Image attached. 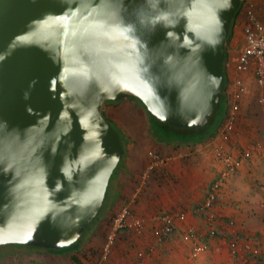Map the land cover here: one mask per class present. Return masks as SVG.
Returning a JSON list of instances; mask_svg holds the SVG:
<instances>
[{
    "label": "water",
    "instance_id": "water-1",
    "mask_svg": "<svg viewBox=\"0 0 264 264\" xmlns=\"http://www.w3.org/2000/svg\"><path fill=\"white\" fill-rule=\"evenodd\" d=\"M241 1L0 0V245L83 234L122 154L107 100L207 122Z\"/></svg>",
    "mask_w": 264,
    "mask_h": 264
},
{
    "label": "crops",
    "instance_id": "crops-1",
    "mask_svg": "<svg viewBox=\"0 0 264 264\" xmlns=\"http://www.w3.org/2000/svg\"><path fill=\"white\" fill-rule=\"evenodd\" d=\"M241 17L238 14L233 22L229 42L226 46L224 61L227 75L226 93L229 90L233 76V65L226 66V64L228 62L231 63L244 42ZM239 44L240 48L233 56L231 54L232 49H229L228 45L233 48ZM246 80L248 81V92L243 95L240 101V110L237 115V131L226 136H220L217 133L213 141L221 144L236 157H241V152L245 149H249L251 152L249 156L241 160L236 172L222 185L219 196L213 206L216 218L214 217L215 222L211 227L206 224V219L209 215L208 210H201L200 208L212 183L217 179L222 165L215 158V150L208 146L207 142L210 140L193 146L160 145L159 149L157 148L168 160L167 174H169L170 180L166 178V182L171 187V192L174 194L173 197H151L149 194L144 196L145 193L143 192H141L143 196L127 197V185L125 183H129L131 177L121 171L116 183L114 186L111 185L109 189V196L105 200L104 212L110 211L117 199L122 204L129 206L135 217L145 221L159 214L183 211L186 213L185 220L180 221L177 218L173 220L175 233L180 235L185 229H194L198 243L208 244L213 250L209 251L211 253L217 251L216 245L218 242L222 243L219 234L224 228L228 230L227 224L229 222L236 224L237 230L235 232L240 238L248 237L249 235L253 239L255 234L259 236L261 234L262 236V232H264L262 231L264 230V222H262L264 218V102L260 101L261 103H258L255 94L258 92L263 101L264 87H258L249 75H246ZM255 87L258 89H254ZM256 140L259 141L260 145L254 146L257 143ZM150 176L147 175V177ZM151 184L152 180L149 182V185ZM202 186L206 187L204 195L196 197ZM123 194H125V197H123ZM151 225L148 222L146 228L139 234L143 235L147 232L151 234ZM122 229L123 231L126 230L125 232H131L128 227ZM131 238L129 237L130 240ZM136 240L135 238L133 239L135 245L137 243ZM147 240L144 245L138 244L134 248L131 245L129 247L128 243L119 245L120 254H123L122 258L114 259L113 256L116 250L113 249L108 261H97L96 257V260L89 264H208L205 263L206 260L199 258L196 260L186 258L190 244L181 243L179 237L172 236L155 240L151 236ZM251 242L253 243L252 246H256L260 251L261 257L256 255V258H258L259 262L264 263V243L257 240ZM149 247L153 249L143 259L136 258L138 250H146ZM131 249L134 250L133 253ZM244 252L245 249L240 248L234 259L229 262H222L219 259H210V262L212 264H256L254 263V255L251 253V249L245 254ZM73 256L78 261V254L75 253ZM84 260L86 261L87 259ZM90 260L88 261L90 262ZM85 261L83 262L80 259L78 264H87ZM54 263L57 264V260ZM58 264H62V262Z\"/></svg>",
    "mask_w": 264,
    "mask_h": 264
},
{
    "label": "rangeland",
    "instance_id": "rangeland-1",
    "mask_svg": "<svg viewBox=\"0 0 264 264\" xmlns=\"http://www.w3.org/2000/svg\"><path fill=\"white\" fill-rule=\"evenodd\" d=\"M244 4H249L254 9L258 17L264 20V0H245ZM243 6L244 5L242 3L241 9H240V16L244 8ZM239 46L240 44L232 48L231 46L228 45V48L232 49L231 54H233V56L239 50L240 48ZM254 89H258V88L255 87ZM258 94H259L258 92L255 94L258 103L264 102V100L262 101L261 96ZM102 111L104 115L107 118H110L111 121L119 128V130L128 137V142L126 143V146H125L126 148L125 157H126V160L128 161V167L124 166L120 171H117L118 174H115V177L112 176L113 178L111 177L109 179L107 188L109 187L110 189L111 185L114 186L121 171H124L126 175L128 174V177H131L130 182L125 183L127 185L126 188L128 189V190L126 189L127 197H139L140 195H142L141 192L145 193L144 196L149 194L151 195V197H154V196L155 197H166V196L173 197L174 194L171 192V187L169 186V183L166 182V178L167 180H170L169 174H167L168 173L167 171L168 160H166V164L156 165L155 167H158V170H154V174L152 176H150L151 175L150 172L154 169V167L153 169L149 170L148 176H150L152 179L150 177H146L145 179L143 178L144 171H146L149 165L151 164V157H150L151 154L158 153V152L161 153L160 150L157 149L158 147L155 146L154 142L150 139V137L147 134V130H146L147 124H148L147 114H146V111L143 105H141L135 99L123 98L122 100H114L111 102L110 101L105 102L103 105ZM214 138H212L210 141L208 140L209 141L207 142L209 144L208 146H210L214 150L217 147H220V146L223 147L221 144L217 142L214 143L213 141ZM257 145H260L259 141H257V143H255L254 146H257ZM215 158L220 163V161L216 157V154H215ZM164 174L165 176H163ZM151 180H152V184L149 185V182H151ZM199 190L200 192H198V195L196 197H199L200 195H201L200 197H202L204 195L203 193L206 191V187L202 186L200 187ZM118 197H120V195H118ZM123 197H125V194H123ZM123 205L124 204H122L119 201V199H117L116 202H114L112 209L110 210V215L113 214L119 207ZM103 211H105V209ZM102 214L103 213H101V215ZM215 218L210 219L209 217H207L206 224L211 227V225H213L215 222ZM260 221H261V218H260ZM262 222H264V218L262 219ZM100 223L101 222H99V218H97L95 222L91 224V226L86 231V233L82 236V239L77 246V250L75 249L74 251L69 252V253L68 252L55 253V252H51L47 250L46 248L37 247V246H28V245H22V244H16V243L2 244L0 245V264L2 263L53 264L55 260H57V264L61 262L62 264H78V261H80V259H82L83 262L85 261L84 259H87L85 263L89 264V263H92L94 260H96V257H97V261L103 260L106 262L108 261L109 256L111 257V253L113 252L112 251L113 249L116 250L114 252L113 258L114 259L122 258L123 254H120L121 251H119V247H118L119 245L123 243L124 244L128 243L129 247L131 245L132 248H134L138 244L144 245L145 242L148 241L147 239L153 236L152 233L150 234L148 232L143 235L135 234L132 230L130 233L124 232L116 238L113 248L111 249L110 255L106 259H102L101 258V248L105 242L106 233L108 231L109 226L105 224L101 225ZM227 225H228V230L224 228L219 234V238L221 239L222 243H219V242L217 243L216 245L217 251H215V253L209 252L213 250L212 248L209 247L208 244H205V248L202 251H200L198 254H194L193 249H192L193 248L192 239H190V242L185 241L183 240V237L181 234L179 236L180 242L181 243L186 242L190 244V249L188 250L186 258H191L192 260H196L199 258L201 260H206L205 263H208V264H212V262H210V259H219V261H222V262L224 261L229 262L234 259V256L238 252L235 250L236 247L240 246L241 249H245L244 254L247 253V251H250V249L252 251L253 249L256 248L258 253H256L253 256L254 261H255L254 263L264 264V263L259 262L258 258H256V255L260 256V251L256 246H252L253 243L251 242V241L257 240V241H261V243H264V232H262V236L261 234L260 236L255 234L253 236V239L250 238L249 235L248 237L244 236L243 238H240L239 236H237V233L235 232L237 230L235 227L236 224L233 222L231 223L229 222V224ZM129 237H132L131 240L129 239ZM176 237H178V235ZM196 237H197V234L195 236V242L198 243V241L196 240ZM134 238L135 240L137 239L136 245L134 244L135 241H133ZM153 238L155 240L157 239L155 236ZM233 242L235 243V246H232ZM133 251L134 250L131 249L132 253ZM75 253L78 254L79 256V259L77 258L78 261L73 258L74 257L73 255H75ZM88 260H90V262Z\"/></svg>",
    "mask_w": 264,
    "mask_h": 264
},
{
    "label": "built area",
    "instance_id": "built-area-1",
    "mask_svg": "<svg viewBox=\"0 0 264 264\" xmlns=\"http://www.w3.org/2000/svg\"><path fill=\"white\" fill-rule=\"evenodd\" d=\"M241 2L244 5L241 13L244 42L231 63L228 62L226 64V66L230 64L233 65V76L230 81L229 90L227 91L229 103L228 113L219 128V131H217L220 136H226L229 135V133L237 131V115L240 101L243 95L248 92L246 75H249L258 87H264V20L258 17L249 4H244L245 0H242ZM250 152L249 149H245L241 152V157H236L224 147L220 146L215 149L216 157L220 161L222 168L217 179L212 183L200 208L201 210H208V217L210 219L216 216L213 206L215 205L222 185L236 172L241 160L249 156ZM150 157L151 164L143 173L144 179L147 177L150 169H153L156 165L166 164V158L158 153H152ZM176 218L183 221L186 218V213L183 211L176 213H163L157 216H152L145 221L144 219L135 217L131 208L126 204L119 207L111 217L105 242L101 248V258L106 259L110 255L114 242L119 236L120 229L128 227L134 233L139 234L143 232L149 222L152 224L153 237L155 236L160 240L164 237L178 235L175 233L176 231L173 224V220ZM181 234L185 241L190 242V239H192V249L194 254H198L205 248L204 244L195 242L196 233L194 229H185ZM180 235H178V237ZM233 243L232 246H235V243ZM240 248V246H237L235 250L238 251ZM152 249V247H149L146 250H138L136 252V258L143 259L148 252L152 251ZM251 253L255 255L258 251L255 248Z\"/></svg>",
    "mask_w": 264,
    "mask_h": 264
},
{
    "label": "trees",
    "instance_id": "trees-1",
    "mask_svg": "<svg viewBox=\"0 0 264 264\" xmlns=\"http://www.w3.org/2000/svg\"><path fill=\"white\" fill-rule=\"evenodd\" d=\"M241 6H242V2L240 3L238 9L236 10V12L234 13L231 19L229 31H228L227 39H226L227 41L226 46L229 42L230 30H231L232 24L236 20L238 14L240 13ZM225 56H226V48H225V54H224V61H225ZM226 81H227V75H226V70H225L224 63H223V81H222V86H221L220 98L218 102L216 103V105L214 106L212 113L208 116L207 122L199 128L189 127V126L176 127L168 123L162 122L159 119H157L155 116H153L149 111H147L146 107L143 105V103L140 100L138 101V99L133 98V97H129V98L135 99L141 105H143L146 111V114H147V123H148L147 128H146L147 134L150 137V139L154 142L155 146L157 147H160V145H163V146H180V145L193 146V145H197V144L203 143L205 141H208L214 138L217 135L218 133L217 131H219V128L221 127L225 117L227 116L229 103H228L227 93L225 91ZM118 100H122V99H118ZM109 101L111 102L114 100H107L106 102H109ZM102 114L104 115L103 111H102ZM104 117L107 118L105 115ZM107 120L113 125L114 129L117 131L121 144H122V154H121L118 164L116 165L115 169L113 170L110 176L111 178L112 176L115 177V174H118L117 171H120L124 166L125 167L128 166V161L126 160V157H125V153H126L125 146H126V143L128 142V137L119 130V128L111 121L110 118H107ZM154 170H158V167L157 168L154 167V169L150 172L151 176L154 174ZM163 176H165V174ZM108 192H109V187L106 190L103 203L98 213L89 223V225L86 227L83 234L74 243H72L69 246L58 248V249H52V248H46V249L51 252H55V253L72 252L75 249L77 250V246L79 242L81 241L82 236L86 233V231L89 229L91 224L94 223L97 218H99V222H101L100 223L101 225L105 224L109 226L111 217L113 216L114 213L110 215V211H107V212L103 211L104 210L103 207L105 206V200L109 196ZM101 213L103 214L101 215ZM125 231L121 229L119 233L122 234ZM22 245H25V244H22Z\"/></svg>",
    "mask_w": 264,
    "mask_h": 264
}]
</instances>
